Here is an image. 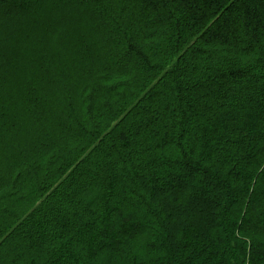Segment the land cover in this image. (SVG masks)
<instances>
[{
    "label": "trees",
    "instance_id": "1",
    "mask_svg": "<svg viewBox=\"0 0 264 264\" xmlns=\"http://www.w3.org/2000/svg\"><path fill=\"white\" fill-rule=\"evenodd\" d=\"M0 13V264H264V0Z\"/></svg>",
    "mask_w": 264,
    "mask_h": 264
},
{
    "label": "rangeland",
    "instance_id": "2",
    "mask_svg": "<svg viewBox=\"0 0 264 264\" xmlns=\"http://www.w3.org/2000/svg\"><path fill=\"white\" fill-rule=\"evenodd\" d=\"M28 15H29V14H28ZM3 19H4V15L0 13V23H1V24H2V22H4ZM82 22H83V21H82ZM82 22H81V23H76L77 25H73L72 23H70V24H67V23H66V25H64V28H65V29H67V28H72V29H74L75 32H77L78 29H82V26H83V23H82ZM22 25H24V24H22ZM31 27H32V28H31ZM43 27H44V26H39V25H36V24H35V25H33V26H30V28L27 27L28 29H27V28H26V29L28 30V32H30V34H35V33H37V32L42 31V30H43ZM21 31H22V32H25V28H23ZM22 41H23V40H22ZM22 41H21V42H22ZM26 41H27V40L24 39V41H23L22 43L24 44ZM62 42H64V41L62 40ZM22 81H23L22 79H18V80H17L18 83H22ZM13 91H14V90H13ZM13 91H11V92H13Z\"/></svg>",
    "mask_w": 264,
    "mask_h": 264
}]
</instances>
